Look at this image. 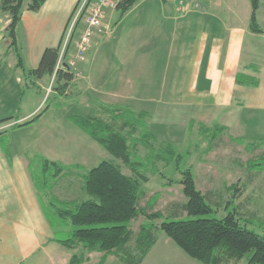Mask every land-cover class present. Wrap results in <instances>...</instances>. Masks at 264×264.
I'll list each match as a JSON object with an SVG mask.
<instances>
[{"label":"crops","instance_id":"obj_1","mask_svg":"<svg viewBox=\"0 0 264 264\" xmlns=\"http://www.w3.org/2000/svg\"><path fill=\"white\" fill-rule=\"evenodd\" d=\"M259 1L261 33L251 30V0L203 1L199 9L185 0H139L118 22L105 20L110 34L104 29L93 33L88 54L75 69L68 91L70 105L58 102V108L83 101L96 112L94 117L108 120L102 103L144 114L155 128L166 126L159 119L166 122L173 116L189 125L196 119L201 124L216 120L238 140L249 132L264 139V0ZM78 3L48 0L38 12L25 9L16 31L18 55L6 37L10 18L0 11V121L10 119L0 125V264H71L73 255L83 257L82 264H124L117 253L69 250L53 241L54 230L30 167L33 158L43 157L76 169L90 164L72 162L73 152L82 151L81 158L91 157V164L105 155L78 128L77 116L57 107L42 111L39 92L53 77L35 80L26 74L39 67L46 49L65 41ZM137 8L147 12L140 13L141 21L126 30L124 38L118 25ZM81 22L64 62L69 63L78 51L87 29L84 23L77 34ZM139 29L146 33L141 41H137ZM147 45L146 52L153 56L137 59ZM246 77L256 84L247 83ZM41 113L36 122L17 128ZM159 233L141 264H201ZM130 250L135 253L136 245Z\"/></svg>","mask_w":264,"mask_h":264},{"label":"trees","instance_id":"obj_2","mask_svg":"<svg viewBox=\"0 0 264 264\" xmlns=\"http://www.w3.org/2000/svg\"><path fill=\"white\" fill-rule=\"evenodd\" d=\"M47 1H2L0 11L10 18L6 30V37L10 41L9 48L14 49L17 55L16 31L23 11L27 9L38 12ZM138 1L123 0L118 8L119 18L121 19ZM251 3V30L261 33L257 22L260 1L251 0ZM62 46L63 41L56 48L46 49L39 67L27 71L26 74L27 77L35 80L55 76L56 95L66 97L75 79V73L66 63L58 66ZM18 65L22 67L20 58ZM246 81L249 84H256L255 80L248 77ZM99 106L102 112L108 115V120L98 117L76 118L77 126L113 158L121 160L125 166L131 168L135 176L125 175L121 166L112 161H103L89 170L84 177L83 185L87 199L61 204L56 203L54 199L50 203L55 213L53 220L48 217L54 230L53 241L69 250L82 248L89 253L99 252L106 255L117 253L124 264H141L157 242L156 233L162 231L190 258L201 264H239L246 257H248L247 264H264V235L242 224L234 213H229L222 219L209 217L208 215L213 213V208L198 190L191 170L183 171L180 181L187 202L179 206V209L186 213L187 219L176 215L175 220L169 221L161 212L152 211L154 202L141 208L145 178L139 174L138 168L141 162L135 161L131 147H133L132 140L137 139L136 134L142 128H146L144 125L146 116L102 103H99ZM41 115L42 113L29 122L17 125V128L36 122ZM9 120L0 121V125ZM218 130H221L220 133L224 131L221 127ZM144 135L145 138L148 137L146 138L148 141L153 139L148 130L144 131ZM166 153L167 151L161 154V157L173 156L170 152ZM249 166L252 169L262 170L264 155L259 161L251 162ZM30 167L41 196L43 188L48 191V196L66 171L64 165L43 157L33 158ZM235 188L236 186L232 185L229 190ZM140 216L144 217V221L137 234L134 253L129 249V243L134 236L131 223ZM157 220L162 221L160 225L156 224ZM83 259L80 255H73L71 264H82Z\"/></svg>","mask_w":264,"mask_h":264},{"label":"rangeland","instance_id":"obj_3","mask_svg":"<svg viewBox=\"0 0 264 264\" xmlns=\"http://www.w3.org/2000/svg\"><path fill=\"white\" fill-rule=\"evenodd\" d=\"M141 12L144 15L147 12L146 8H137L135 12H132L126 19L122 20L123 23L121 22L122 24L118 25V28L121 27V36L126 38V35H124L125 31L138 25L141 21ZM112 13L111 10L107 11L106 19L108 20L106 23H113L114 18L116 22L119 21L120 13H114V16H112ZM84 23V20L80 23L77 34H80L84 30ZM109 29L108 34L111 33V27ZM98 30L95 29V31ZM137 34L139 35L137 41L143 40V35H146L140 29ZM90 46L91 44L89 43L87 46L88 51ZM141 47L139 44H136L137 50L141 49ZM148 48L147 45L142 50V53L138 51L137 59L141 57L140 55H144L142 58L145 56L147 58L152 57L153 53L146 52ZM106 51L109 52L110 50ZM87 54L88 52L85 53L84 58ZM64 58V56L62 58L60 56L58 66L63 64L66 59ZM142 61L145 63L144 59ZM74 73L76 76L75 70ZM55 88L56 80L52 78L47 89L39 92V96L43 102V112L49 107H57L55 110L58 109L59 112L70 113L73 117L77 116L79 119L95 116V111L88 110L85 102L78 103V100H76L78 104H74L73 107L60 110L58 102L68 103L71 97H69L70 95H66V97L59 98L56 95ZM169 119L166 122L159 121V119L158 122L160 124L164 122L166 126H156L155 128L148 125V117L144 118L146 128H142L136 134L137 139L134 138L135 140L140 139V137L144 139H140L137 142L132 140V156L135 161L141 162L138 170L139 174L145 178V183L142 186L144 196L140 201V207L144 208L147 204L149 205L154 202L152 211L161 212L169 221L175 220L174 216L176 215H178L177 217L187 219L186 213L181 212L179 209V206L181 207L187 202L180 181L182 180V172L191 170L198 190L201 191L213 208V213L208 215L209 217L222 219L229 213H234L242 224L264 235V166H262V170L252 169L249 166L251 162L259 161L263 157L264 139L257 138L258 136L251 132L244 137L245 140H238L236 136H233V133L226 131V129L220 133L221 130H218L219 125L216 120H212L208 124H201L196 119L192 125H189L191 122L188 123L187 121V123H184L185 119H181V117L173 116L169 117ZM145 130L155 135L153 139H150L151 141L146 139L148 137L145 138ZM215 137L217 138L213 141ZM4 144H9L8 136L5 138ZM46 146L48 145L46 144ZM165 151L167 153L170 152L173 156L161 157V154H164ZM103 153L105 155L97 157V162L91 164V157L83 159L81 158L84 155L82 151H79L78 155H75L73 152L72 162L82 164V161H86L90 165L87 167H77L76 169L74 167H66L65 174L61 178L60 188L54 187L48 196V191L43 188L41 197L48 217L51 220L55 218L54 208L50 204L54 199L56 203L59 202L61 204L62 202L76 200L83 201L88 198L82 187L84 175L101 162H115L121 166L125 175L129 177L135 176L134 171L125 166L121 160L113 158L105 151ZM232 185L236 186L235 190H229ZM143 221L144 217L140 216L131 223V229L135 234L129 243L130 249H134L136 245V241L134 240L135 235L138 234L137 232H139ZM161 222V220H157L156 224L160 225ZM159 232V234H164L162 231ZM247 262L248 257L239 264H247Z\"/></svg>","mask_w":264,"mask_h":264},{"label":"built area","instance_id":"obj_4","mask_svg":"<svg viewBox=\"0 0 264 264\" xmlns=\"http://www.w3.org/2000/svg\"><path fill=\"white\" fill-rule=\"evenodd\" d=\"M189 1V3L193 4V6L197 9L200 8V5L203 1L209 0H185ZM123 0H80L79 4L76 8V11L73 15V19L71 21V25L67 31V35L65 38L61 58L66 55L67 48L71 36L80 21H85L87 25L86 32L82 37L80 43L78 44L77 54L72 56L71 61L69 62V67L72 70L76 69L77 62L79 60L83 61L85 53L88 51V44L90 43L91 37L95 31V29H104L109 31V27L105 26V19L108 10L116 11Z\"/></svg>","mask_w":264,"mask_h":264}]
</instances>
